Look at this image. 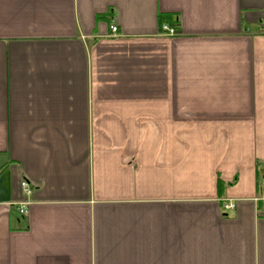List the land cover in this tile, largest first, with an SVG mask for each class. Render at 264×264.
I'll list each match as a JSON object with an SVG mask.
<instances>
[{
	"label": "crops",
	"instance_id": "obj_1",
	"mask_svg": "<svg viewBox=\"0 0 264 264\" xmlns=\"http://www.w3.org/2000/svg\"><path fill=\"white\" fill-rule=\"evenodd\" d=\"M262 178L264 0H0V264H264Z\"/></svg>",
	"mask_w": 264,
	"mask_h": 264
},
{
	"label": "built area",
	"instance_id": "obj_2",
	"mask_svg": "<svg viewBox=\"0 0 264 264\" xmlns=\"http://www.w3.org/2000/svg\"><path fill=\"white\" fill-rule=\"evenodd\" d=\"M163 29L170 35V36H175L177 34V32L174 29H170L168 26H164ZM118 32V29L116 27V25H112L111 27V33L112 34H116ZM261 188H264V178L261 179V183L259 184ZM23 189L30 193V187L29 184L27 182H23L22 184ZM236 208V205L234 202L230 201L227 202L223 205V209L224 211H232ZM19 212L21 215H25L26 214V205H20L19 206Z\"/></svg>",
	"mask_w": 264,
	"mask_h": 264
},
{
	"label": "trees",
	"instance_id": "obj_3",
	"mask_svg": "<svg viewBox=\"0 0 264 264\" xmlns=\"http://www.w3.org/2000/svg\"><path fill=\"white\" fill-rule=\"evenodd\" d=\"M160 23L161 25H170L171 27L176 26L177 21L173 20L172 16L170 15H161L160 16Z\"/></svg>",
	"mask_w": 264,
	"mask_h": 264
}]
</instances>
